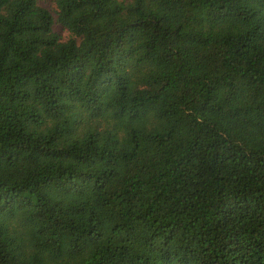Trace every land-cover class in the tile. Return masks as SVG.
<instances>
[{"label":"trees","instance_id":"trees-1","mask_svg":"<svg viewBox=\"0 0 264 264\" xmlns=\"http://www.w3.org/2000/svg\"><path fill=\"white\" fill-rule=\"evenodd\" d=\"M0 264H264V0H0Z\"/></svg>","mask_w":264,"mask_h":264},{"label":"rangeland","instance_id":"rangeland-1","mask_svg":"<svg viewBox=\"0 0 264 264\" xmlns=\"http://www.w3.org/2000/svg\"><path fill=\"white\" fill-rule=\"evenodd\" d=\"M45 5H46V4H45ZM55 29H56L57 31H59L60 27H58V26H55ZM59 32H61L63 36H65V35H66V33H65V32H63V31H59Z\"/></svg>","mask_w":264,"mask_h":264}]
</instances>
